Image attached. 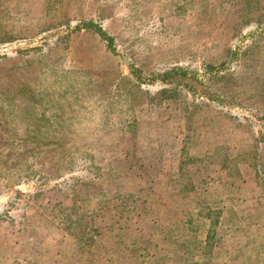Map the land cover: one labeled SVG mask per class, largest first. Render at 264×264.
<instances>
[{
    "label": "rangeland",
    "instance_id": "obj_1",
    "mask_svg": "<svg viewBox=\"0 0 264 264\" xmlns=\"http://www.w3.org/2000/svg\"><path fill=\"white\" fill-rule=\"evenodd\" d=\"M263 13L264 0H0V63L10 59L0 71V264H264ZM86 21L115 38V54L79 29ZM130 65L143 69L141 86ZM176 67L189 78L162 102L170 86L156 75ZM127 148V162L151 164L157 206L132 218L139 230L118 252L99 237L93 255L74 252L49 203L93 208L101 197L72 185L112 157L120 166ZM134 181L105 180L95 193L136 192ZM210 225L218 234L205 253ZM127 245L142 249L136 260Z\"/></svg>",
    "mask_w": 264,
    "mask_h": 264
},
{
    "label": "trees",
    "instance_id": "obj_2",
    "mask_svg": "<svg viewBox=\"0 0 264 264\" xmlns=\"http://www.w3.org/2000/svg\"><path fill=\"white\" fill-rule=\"evenodd\" d=\"M261 17H264V15L262 14L258 15V18ZM79 29L93 30L95 33L99 34L101 38L106 41L108 51H110L111 54H115V50H116V47L114 45L115 38L110 36L107 33V31L103 29L101 25H98L93 21H86L82 25V28ZM8 60L10 59L4 58L2 60V62L0 63V71H3L5 69V67L2 65H4ZM129 67H130L131 78L135 80V82H137L138 86H141V83H143L144 80L143 76L141 75V71L143 69L138 68L134 65H130ZM180 78L181 79L189 78L188 70L186 68L176 67L171 70L158 73L156 75V79L162 81L165 85H169L170 87L164 88L161 91H159L155 98L158 97V99L162 102L165 101L166 99L175 98L176 89H173L174 87L173 80ZM139 120H140L139 117L134 119L135 121L134 124H136V122H138ZM131 126H133L132 121H130L129 126L127 128L128 133L131 132L130 129ZM150 128H152L151 124H150ZM110 146L111 143L109 142L106 145H103L105 149H109ZM164 146L166 145L163 143L161 147ZM151 149H153L152 152L153 155L155 154V150L159 151L158 148H154V147L149 148L148 150L151 151ZM79 153L80 155H82L81 157L88 156L86 153H81V151L76 152V154H78L76 156H79ZM122 153H125L124 159L126 160H123L124 162H122L120 166L116 165L119 164L120 158L118 156L112 157L111 161H108L106 167L102 169L101 173L99 174L96 173L93 177L88 178V180H84L83 178L76 179L75 181L77 182H75L74 185L71 184L73 186L71 193L75 196L85 195L94 200L98 197H101V200L99 202L95 201L96 205L93 208H90L89 206V209L86 210L84 205H78V203H76L77 202L76 199H73L75 202L74 205H65V207L61 206L60 208H58L57 205H55L52 202L49 203V205L52 206V208L49 209V211L52 214H55L54 215V217H56L55 219L59 221L58 223L59 228H61L65 233H68L69 236L72 235L75 238V240L78 242L80 246V252L77 249L74 252L81 254L85 252L93 255L94 250L101 244L99 240L98 241L96 240L97 237L101 238L102 240L110 241V248L115 247V249H112L111 251L118 252L119 243L121 240H124V236L128 232L131 233L133 231L139 230L137 227H135L134 230L131 227L137 224V223H132V224L129 223L132 220V218H142L144 216L149 217L151 216V212H153L152 207L150 208V206L153 204V201L155 200L154 195L158 194V192L156 190L153 191L150 185L151 184L150 169L152 167L151 164L147 162L146 157L144 159H138L134 161V163L127 162L131 158L130 155L131 150L129 148L122 150ZM73 158H74V154H73ZM125 163H127L126 164L127 166H125ZM69 164L76 165V163H74L73 161H70ZM121 166L122 169H119V167ZM163 167H164L163 165L162 166L159 165V169L162 170ZM78 172L83 173L81 172L80 169L78 170ZM35 178L38 179L37 177ZM109 179L112 182V184H113V180H117V179L124 180L127 183H131L132 181L135 180L134 182L136 183L137 190L136 192H127L126 191L127 188H125L126 186L125 185L123 188H117V190L112 195L113 197L111 196L112 197L111 199L106 198L105 189H103V192L100 191L102 194L95 193V189H97L96 187L104 183L105 180L109 181ZM124 188L125 190L122 191V189ZM161 197L163 199L164 196L161 195ZM154 202L155 204L156 203L158 204L159 200L157 199V201ZM14 204L15 203L10 202V209L11 206L15 207ZM157 204L155 206H157ZM154 209L155 207H153V210ZM59 211H63V212L60 213ZM74 214H76L75 219L73 217ZM2 216H3L2 218L4 219H6L7 217H11L9 215L8 210L4 211V213H2ZM102 223H104V228L101 226ZM22 231L24 230L22 229ZM217 234L218 231L216 227L214 225H210L206 233V238L204 241L205 243L203 246V248L206 249L204 250L205 253H208L210 252L211 249H214L215 238ZM128 240H130V237ZM135 241H137V239L133 237L132 242L134 243ZM147 241L149 242L150 239ZM199 243L203 244L202 241ZM176 245H178L179 249L182 248L185 249L187 248L188 243L187 240H184L183 243H179V241L176 242ZM143 248H144L143 250L147 249V247H143ZM127 249L128 252L130 253V257H132L133 260H136L138 257L136 253L142 250V249H135L130 245H127ZM111 251L109 249L108 252L110 253ZM64 256H66V253L62 252L61 255H59L58 257H64ZM56 261H62V258H58ZM130 264H136V263L131 262Z\"/></svg>",
    "mask_w": 264,
    "mask_h": 264
}]
</instances>
